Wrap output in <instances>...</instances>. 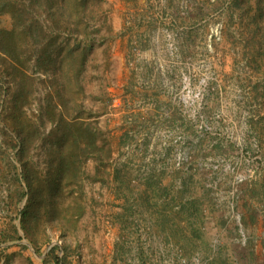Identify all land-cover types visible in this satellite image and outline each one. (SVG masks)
I'll list each match as a JSON object with an SVG mask.
<instances>
[{
  "label": "rangeland",
  "instance_id": "1",
  "mask_svg": "<svg viewBox=\"0 0 264 264\" xmlns=\"http://www.w3.org/2000/svg\"><path fill=\"white\" fill-rule=\"evenodd\" d=\"M83 1L0 8V264H264V0Z\"/></svg>",
  "mask_w": 264,
  "mask_h": 264
},
{
  "label": "trees",
  "instance_id": "2",
  "mask_svg": "<svg viewBox=\"0 0 264 264\" xmlns=\"http://www.w3.org/2000/svg\"><path fill=\"white\" fill-rule=\"evenodd\" d=\"M84 1H83L82 4H84ZM12 5H13V0H0V8H3L4 9L5 7L12 6ZM8 35H12V33L11 32H5V31H2L0 29V43L2 42L1 41V36H8Z\"/></svg>",
  "mask_w": 264,
  "mask_h": 264
}]
</instances>
